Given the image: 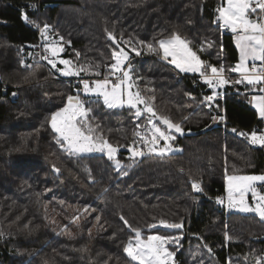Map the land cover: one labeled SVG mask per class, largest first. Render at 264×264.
<instances>
[{
  "label": "trees",
  "instance_id": "16d2710c",
  "mask_svg": "<svg viewBox=\"0 0 264 264\" xmlns=\"http://www.w3.org/2000/svg\"><path fill=\"white\" fill-rule=\"evenodd\" d=\"M34 1L45 9L29 11ZM221 3L0 0V78L17 88L14 100L10 91L0 94V264H132L123 248L134 233L121 216L144 236L180 231V244L172 246L176 264H256L262 258L264 220L225 211L215 199L225 194L226 169L227 174H264V147L231 131L251 133L263 126L244 85L226 86L220 100L226 120L213 121L217 111L200 103L211 90L197 74L182 73L176 81L172 73L179 71L169 62L152 53L136 57L127 46L131 58L142 60V78L153 81V108L181 123L185 134L173 141L177 152L130 159L127 146L139 140L133 133L145 117L137 120L124 108L101 107L97 124L120 147L118 159L127 172L122 175L104 154L76 158L56 143L46 120L76 94L73 78L55 77L40 60V33L22 19L26 13L41 27L50 25V35L63 36L64 57L85 68L100 65L82 74L106 73L114 48L108 32L131 46L176 32L201 59L217 66L223 45L222 62L233 66L239 59L234 37L214 23ZM207 42L214 43L209 47ZM193 180L202 181V193L193 190ZM160 220L183 221L184 227H159ZM150 224L157 226L149 229Z\"/></svg>",
  "mask_w": 264,
  "mask_h": 264
},
{
  "label": "snow or ice",
  "instance_id": "6c2138e0",
  "mask_svg": "<svg viewBox=\"0 0 264 264\" xmlns=\"http://www.w3.org/2000/svg\"><path fill=\"white\" fill-rule=\"evenodd\" d=\"M215 11L217 15L214 23L219 29L228 30L234 36L235 46L239 52L238 62L234 66H226L222 62L223 45L220 46L221 55L217 56V60L221 61L217 66L201 59L198 52L192 48L191 42L176 32L167 38L154 40V42L138 41V44L146 47L149 53L162 55V58L174 65L179 72L199 75L202 82L211 90V94L204 96L200 103L209 110L217 111V115L212 117L213 121L226 120V116L220 114L224 111L220 100L227 95L224 91L226 86L235 87L241 84L251 93L250 103L257 110L259 117L264 119V0H222ZM22 19L25 22H31L40 33L43 41L40 47L44 52V55L40 57L41 60H46L62 76L76 77L82 72H88L92 67H100L99 64L89 68L70 67L72 61L60 58V54L64 51L62 43L64 37L60 36L57 40H51L48 38L50 25L44 24L41 27L38 23L30 21L26 13H22ZM108 38L115 45L111 52L112 62L104 65L106 73L102 74L99 71L93 73L103 78L91 81L81 78L79 81L81 87L77 88L76 94L68 95L64 106L51 112L46 122L55 134L56 143L70 156L86 153L105 154L108 160L115 161V170L126 175L125 166L116 158L120 147L114 146L109 141L98 124H93L95 116L92 105L102 102V106L108 110L127 107L134 110L133 115L137 120L145 117L147 125L150 126V136L140 131H135L133 135L139 137L149 153L164 155L172 151L171 142L175 141L176 134L184 135L185 129L181 123H175L167 116H159L149 103V98L142 94L137 83L140 78L134 75L135 69L129 52L121 46L124 42L123 36L118 39L112 32H108ZM207 43L211 47L214 42ZM200 50H205L203 45ZM131 51L135 52L136 56L142 54L135 46L131 47ZM76 55L79 56V53L77 52ZM57 62L63 67H57ZM226 73H236L238 78L232 80ZM186 94L195 99L191 93ZM12 95L15 96L16 93ZM184 119L186 120L187 117ZM141 127L140 124L136 125L137 129ZM190 131L189 129L188 132ZM231 131L246 137L251 145L264 147V132H258L255 129L251 133L237 132L235 128ZM161 141H163L162 146ZM149 144L150 147H148ZM127 150L133 158L145 155L143 148H138L135 142L127 146ZM54 170L59 172V169ZM89 174L91 175L90 170ZM224 180L228 208L245 213H256L261 220H264V190L258 191L257 188V182L264 185V174L229 175L226 169ZM192 188L195 192L202 193V181L193 180ZM249 194L252 197V204L246 202ZM217 203L223 204L224 200L218 197ZM87 207L85 206V210ZM99 219L100 217L97 216L96 220L99 221ZM120 219L134 233V237H130L123 248L132 264H175L176 251L170 250L168 245H178L182 234L180 236L153 234L145 238L140 228H133L123 216ZM159 224L169 229L184 227L183 221L170 223L160 220ZM156 226L150 224L148 228L152 229ZM3 235L0 232V236ZM225 239L227 241L231 237L226 233ZM227 264H232L231 260L227 261ZM257 264H264V259H258Z\"/></svg>",
  "mask_w": 264,
  "mask_h": 264
},
{
  "label": "rangeland",
  "instance_id": "374dc122",
  "mask_svg": "<svg viewBox=\"0 0 264 264\" xmlns=\"http://www.w3.org/2000/svg\"><path fill=\"white\" fill-rule=\"evenodd\" d=\"M49 39H51V40H57L58 38H55L52 34L50 35V33H49V37H48ZM125 42V41H124ZM124 42H122L121 43V46L122 47H125L126 48V46H128L130 49H131V45H130V43H124ZM129 42V41H128ZM42 43H43V41H42ZM112 43V42H111ZM132 44H133V46H136V48H137V50H139V51H141V53L142 54H144V55H147V56H149V55H151V53H149L148 51H147V49H146V47H144V46H141V45H139L138 44V42L136 41V42H131ZM113 44V43H112ZM63 46H64V44H63ZM113 47H115V45L113 44ZM40 50L43 52V49L40 47ZM63 53H64V51L60 54V58L61 59H68V60H70V61H72V64L70 65V67H73V68H78V67H80V66H82L81 64H79V63H77L74 59H70V58H68V57H64L63 56ZM142 54L140 55V56H142ZM43 55H44V52H43ZM133 55H135L136 56V54H135V52H133ZM136 57H139V56H136ZM25 58V57H24ZM130 59H131V63H132V66H133V68L135 69V73H134V75L135 76H137V77H139L140 79H139V81L137 82L138 83V85H139V88H140V90H141V92H142V94L145 96V97H148L149 98V103L151 104V106L153 107V103H152V101H153V93H154V88H153V81L152 80H148V79H143L142 78V76H141V74H140V65H141V59H139V58H131L130 57ZM164 60V59H163ZM45 63L48 65V66H51V65H49L48 63H47V61L45 60ZM235 65V64H234ZM233 65V66H234ZM227 75H230V77H231V79L232 80H235V79H237L238 78V74H236V73H230V74H228V73H226ZM55 77H57V78H60V76H58V75H54ZM95 75H88L87 73H85V74H82L81 73V75L80 76H78V77H94ZM75 78V77H74ZM76 78H77V76H76ZM243 85V84H242ZM246 91V93H248V94H250L249 92H248V90L246 89L245 90ZM92 99H95L94 97H92ZM249 102H250V95H249ZM251 104V103H250ZM92 107L94 108V116H95V120L93 121V124L94 125H96L97 124V118H96V112L97 111H99L100 109H101V107H103L102 106V102L100 103V104H94V105H92ZM141 107H143V106H141ZM120 109V108H119ZM124 109L126 110V114L127 115H129V116H134L133 115V112H134V110H130V109H128L127 107H124ZM142 121H144V124H142L143 125V127L141 128V129H139L140 130V132L142 133V134H145V133H147L149 136H150V126H148L147 125V120H146V118H144ZM258 132H262V131H258ZM160 145L162 146L163 145V141H161L160 142ZM136 146L138 147V148H143V151L145 152V154L146 153H149L148 152V148L147 147H144L143 146V144H142V142L140 141V139L137 141V143H136ZM151 145L149 144L148 145V147H150ZM255 146H258V145H255ZM171 147H172V151H170V152H168V153H166V154H171V153H174L175 152V145L173 144V142H171ZM68 154V153H67ZM90 154H102V153H86V154H81V155H79V156H73V157H76V158H79L80 156H83V155H90ZM156 154V153H155ZM105 155V154H104ZM130 155V159H134L132 156H131V153L129 154ZM106 156V155H105ZM107 157V156H106ZM117 159H118V155H117V157H116ZM136 159H138L139 157H135ZM119 160V159H118ZM120 161V160H119ZM120 163L123 165V163H122V161H120ZM113 164H114V166H115V161L113 160ZM229 175H251V174H229ZM254 175H257V174H254ZM258 175H260V174H258ZM259 182H257V184H258ZM259 191V190H258ZM218 197H220V198H222L223 200H224V203L223 204H220V203H217L222 209H224L225 211H228V212H241V211H238V210H236V209H229L228 208V206H227V204H228V201H227V198L226 197H224V196H217L215 199H216V201H217V198ZM246 202H248L249 204H252V197H251V195L249 194V196L248 197H246ZM241 213H245V212H241ZM248 213H252V212H248ZM253 214H256V213H253ZM257 216H258V214H256ZM158 226L159 227H163V228H166V227H164V226H162V225H160V224H158ZM166 229H169V228H166ZM153 234H158V233H153ZM153 234H149V235H153ZM142 235H143V233H142ZM160 235V234H159ZM166 235H175V236H180L181 234H180V231H178V232H169L168 234H166ZM148 236V235H147ZM147 236H144L143 235V237H147ZM132 237H134V235L132 236ZM179 244H180V241H179ZM178 244V245H179ZM178 245H175V244H173V245H168V247H169V249L170 250H173L174 251V249L175 248H172V246H175V247H178ZM175 259V258H174ZM258 259H260V258H258ZM257 259V260H258ZM257 260H256V264H257ZM176 264V263H175Z\"/></svg>",
  "mask_w": 264,
  "mask_h": 264
},
{
  "label": "built area",
  "instance_id": "2783aa9c",
  "mask_svg": "<svg viewBox=\"0 0 264 264\" xmlns=\"http://www.w3.org/2000/svg\"><path fill=\"white\" fill-rule=\"evenodd\" d=\"M35 6V7H32V6ZM45 7H46V5L44 4V3H42V2H40V1H34V2H31L29 5H28V10L29 11H31V12H34V11H38V10H43V9H45ZM36 28V27H35ZM37 29V28H36ZM225 32H227V33H229V31L228 30H226ZM42 55H40V57H41ZM40 60H41V58H40ZM198 75V74H197ZM172 76L175 78V80L177 81V80H179L182 76H183V74L181 73V72H173L172 73ZM198 77H199V75H198ZM81 78H83V79H87V80H89V81H91V80H94V79H100V78H103V76H100V77H97V76H94V77H77V78H73V79H71L70 81L73 83V85H74V89H75V92L77 91V88H79V87H81V85L79 84V81H80V79ZM199 79H200V77H199ZM201 80V79H200ZM12 87L9 85V84H7L6 82H4L3 80H1V78H0V94H4V93H6V92H9L10 91V98L12 99V100H14L15 98H16V96H17V91H16V89L17 88H15L14 87V89H11ZM13 93H16V95L15 96H13L12 94ZM250 95V97H251V93L249 94ZM262 122H263V126H262V128L260 129V131H262V132H264V119H262ZM257 188H258V190L259 191H261V190H264V185H261L260 184V182L257 184ZM262 239H263V241H264V235L262 236ZM261 259H264V255L262 256V258Z\"/></svg>",
  "mask_w": 264,
  "mask_h": 264
},
{
  "label": "crops",
  "instance_id": "0c3cea01",
  "mask_svg": "<svg viewBox=\"0 0 264 264\" xmlns=\"http://www.w3.org/2000/svg\"><path fill=\"white\" fill-rule=\"evenodd\" d=\"M224 31H226V30H224ZM229 33H231L230 31H229ZM232 34V33H231ZM233 35V34H232ZM234 37V36H233ZM125 48V47H124ZM125 50L126 51H128L129 52V55H131V51L127 48V46H126V48H125ZM143 56L142 57H144V56H146V55H144V54H142ZM159 57H161L162 58V55H159ZM163 59V58H162ZM168 62V61H167ZM172 65V64H171ZM173 67H174V65H172ZM49 67V69L51 70V72L53 73V75H58V76H60V77H64V76H62L59 72H57L55 69H53L51 66H48ZM57 67H63V65H60L58 62H57ZM175 68V67H174ZM176 69V68H175ZM177 70V69H176ZM185 74H193V73H185ZM78 77V76H77ZM68 78H74V77H68ZM76 78V77H75ZM95 98V97H94ZM250 100H251V97H250ZM252 105V104H251ZM253 106V105H252ZM257 111V110H256ZM180 134H176V136H179ZM178 151V147H175V152H177ZM251 175H254V174H251ZM258 175V174H257ZM260 175H262V174H260ZM224 197H226L227 198V193H226V191H225V194H224Z\"/></svg>",
  "mask_w": 264,
  "mask_h": 264
}]
</instances>
